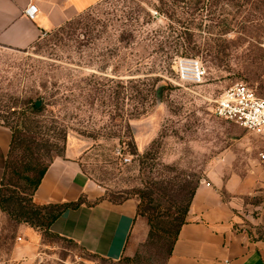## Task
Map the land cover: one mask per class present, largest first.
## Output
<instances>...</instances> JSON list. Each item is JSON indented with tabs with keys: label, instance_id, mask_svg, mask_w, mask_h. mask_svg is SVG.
I'll list each match as a JSON object with an SVG mask.
<instances>
[{
	"label": "rangeland",
	"instance_id": "obj_1",
	"mask_svg": "<svg viewBox=\"0 0 264 264\" xmlns=\"http://www.w3.org/2000/svg\"><path fill=\"white\" fill-rule=\"evenodd\" d=\"M186 59L203 66L201 81L181 78ZM240 82L264 98V0H101L27 48L0 43V124L12 131L0 188V264L18 261L21 225L41 236L26 257L32 264H166L176 232L170 218L220 151L253 138L213 111L219 94ZM69 149L103 192L91 201L138 202L120 260L24 221L43 205L30 180ZM245 201L238 228L264 240V190ZM150 216L158 227L152 236Z\"/></svg>",
	"mask_w": 264,
	"mask_h": 264
},
{
	"label": "crops",
	"instance_id": "obj_2",
	"mask_svg": "<svg viewBox=\"0 0 264 264\" xmlns=\"http://www.w3.org/2000/svg\"><path fill=\"white\" fill-rule=\"evenodd\" d=\"M100 1L0 0V43L27 48L42 33L60 28ZM29 4L38 7L34 20L24 13ZM250 134L252 139L233 142L220 151L196 185L186 222L179 229L166 264H264V240H251L238 228V214L247 203L246 195L264 190V136ZM11 143V129L0 124V188ZM238 145L242 148L236 150ZM73 152L69 149L64 157L49 164L34 198L41 204H65L86 198L77 207L67 208L50 231L77 243L87 253L120 260L129 252L138 202L134 198L91 201L102 197L103 192L93 187ZM20 236L22 242L15 252L18 261L12 264H32L26 257L36 253L41 236L28 225L20 226Z\"/></svg>",
	"mask_w": 264,
	"mask_h": 264
},
{
	"label": "built area",
	"instance_id": "obj_3",
	"mask_svg": "<svg viewBox=\"0 0 264 264\" xmlns=\"http://www.w3.org/2000/svg\"><path fill=\"white\" fill-rule=\"evenodd\" d=\"M25 15L34 20L38 7L29 4ZM181 78L189 82H199L203 79L205 70L196 60L186 59L179 63ZM214 114L223 120L230 121L259 136H264V98L245 83H236L225 89L214 101ZM264 159V154H261ZM125 161H129L126 157ZM207 185L210 183L207 182Z\"/></svg>",
	"mask_w": 264,
	"mask_h": 264
},
{
	"label": "trees",
	"instance_id": "obj_4",
	"mask_svg": "<svg viewBox=\"0 0 264 264\" xmlns=\"http://www.w3.org/2000/svg\"><path fill=\"white\" fill-rule=\"evenodd\" d=\"M70 21H68L66 24H68ZM63 26H61L60 28H63ZM60 28H58V29H60ZM163 89H164V86H161V87L156 89L155 97H156L157 100H161L162 99V91H163ZM34 107H36V104L34 105ZM11 145H12V143H11ZM8 162H9V154H8V160H7L6 168L8 167V164H9ZM49 164H47L46 166H44L43 168H41L38 171V175H37L36 178H34V179L32 178L30 180L34 184L35 190L38 187L39 183L41 182V179L44 176ZM5 172H6V169H5ZM4 175H5V173H4ZM195 188H196V186H195ZM195 188H194V190H193V192L191 194L190 200L187 203V206L185 207V209L179 215H177L174 218L172 217V219L170 218V220L168 221L169 224H171L173 227H176V232L174 234V238H173V242H172V246H171L169 255L171 254L172 249H173V245H174L175 241L177 240V236H178V232H179L180 227L186 222V215H187V212H188V209H189L190 202H191V200L193 198V195H194V192H195ZM0 196H1V190H0ZM83 201H84V199L80 198L78 201L71 202V203H65V204H43L42 206L38 205L37 209L31 213L32 216H28V218H26L24 221L28 222L30 225H32L34 227L45 228V229H47L46 231H50L51 225L54 223V221L67 208L77 207ZM42 209H44V210L48 209V211L44 212V214L41 215V210ZM23 210H24V208L22 207L21 208V211H22L21 213H23L22 215L30 213L28 211H24L23 212ZM149 219H150V227H151L150 236H152L153 233L156 231V228H158V227L153 222V218L151 216H150Z\"/></svg>",
	"mask_w": 264,
	"mask_h": 264
},
{
	"label": "water",
	"instance_id": "obj_5",
	"mask_svg": "<svg viewBox=\"0 0 264 264\" xmlns=\"http://www.w3.org/2000/svg\"><path fill=\"white\" fill-rule=\"evenodd\" d=\"M40 104H41L40 100L36 101V106H40Z\"/></svg>",
	"mask_w": 264,
	"mask_h": 264
}]
</instances>
